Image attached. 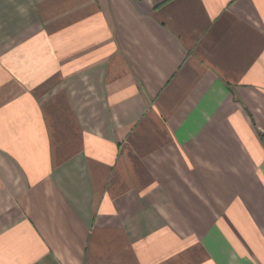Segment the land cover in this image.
<instances>
[{"label":"crops","instance_id":"1","mask_svg":"<svg viewBox=\"0 0 264 264\" xmlns=\"http://www.w3.org/2000/svg\"><path fill=\"white\" fill-rule=\"evenodd\" d=\"M264 0H0V264H264Z\"/></svg>","mask_w":264,"mask_h":264},{"label":"trees","instance_id":"2","mask_svg":"<svg viewBox=\"0 0 264 264\" xmlns=\"http://www.w3.org/2000/svg\"><path fill=\"white\" fill-rule=\"evenodd\" d=\"M261 138H262V140L264 142V133H261Z\"/></svg>","mask_w":264,"mask_h":264}]
</instances>
